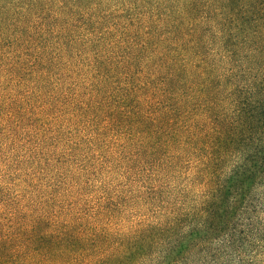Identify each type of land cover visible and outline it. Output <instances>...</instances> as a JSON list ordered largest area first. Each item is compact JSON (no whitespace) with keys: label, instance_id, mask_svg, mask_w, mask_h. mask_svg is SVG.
<instances>
[{"label":"trees","instance_id":"obj_1","mask_svg":"<svg viewBox=\"0 0 264 264\" xmlns=\"http://www.w3.org/2000/svg\"><path fill=\"white\" fill-rule=\"evenodd\" d=\"M0 264H264V0H0Z\"/></svg>","mask_w":264,"mask_h":264}]
</instances>
